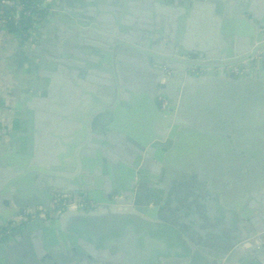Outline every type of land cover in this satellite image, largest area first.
Here are the masks:
<instances>
[{"label": "water", "instance_id": "95a60500", "mask_svg": "<svg viewBox=\"0 0 264 264\" xmlns=\"http://www.w3.org/2000/svg\"><path fill=\"white\" fill-rule=\"evenodd\" d=\"M124 1L126 8L127 1ZM136 1L138 8L149 10V18L153 20L149 19V26L143 22L136 24L132 17L125 15L121 0L105 2L110 10L116 11H106L108 17L116 20L117 9L121 8L123 23L134 22L127 31L130 35L123 37L106 29L101 40L67 39L64 36L68 28L67 14L72 12L66 8L45 20H58L59 34L63 35V45L56 53L55 48L53 53L49 52V63L55 64L61 81V102L67 90L66 75L70 79H82L86 74L91 84H99L97 89L103 94V106L111 104L116 97L126 99L123 93L129 92L133 102L143 105L146 112L141 113L145 116L133 119L130 127L134 131L124 128L126 135L114 141L120 151L118 160L108 153L107 157L99 155V160L86 158L93 163L82 166L79 174L74 155L67 157L71 151L69 145L59 143L63 151L52 157L54 164L44 165L54 175L36 172L34 176L36 187L48 192L51 201L57 194L76 202L80 198L105 202V205L96 210L72 206L61 212L47 208L54 214L53 219H35L22 225L0 243V251L8 253L5 258L9 264L51 261L68 264V258L63 257L66 253L62 254L63 247H67V255L75 264H149L150 257L152 263L158 257L159 264H222L225 255L228 256L223 264H229L232 254L238 251L241 256L235 264H264V19L243 7H226L217 0L200 1L203 4L194 0ZM158 7L165 11L155 12ZM176 8H180V13ZM202 8L212 9L220 20L208 42L184 36L190 16L195 9ZM140 15L146 13L141 11ZM234 25L241 39L237 36L231 40L225 33V28L231 30ZM173 37L175 42L171 43L169 38ZM20 45L33 46L34 42L21 41ZM36 50L30 53L34 56ZM184 54L199 59H188ZM202 65L208 68L203 76L188 71ZM114 78H117L115 82ZM187 87L193 88L189 94ZM196 88L206 91H195ZM58 99L47 97L43 105L30 108L45 112L46 104ZM163 101L166 103L162 104ZM71 102L76 107H62L58 115L63 118L73 114L81 127L89 122L93 133H99L96 125L111 127L112 120L119 123L118 119H112V111L98 110L99 103L92 94L87 95V100L77 97L63 103ZM20 113L16 103L11 121L13 140L18 120L25 116ZM103 116L111 119L101 121ZM243 130L248 131L249 138L245 158L234 154L238 141H232L229 156L224 135L239 134ZM10 147L14 150L16 146L10 144ZM167 149L170 151L165 154ZM35 158L41 162L47 160L43 155ZM155 162L162 168L150 181H156L154 186L159 188L168 187L169 196L159 204L151 202L154 204L150 209L149 200H142L149 196V170L155 168H152ZM113 163L120 168L119 175L109 171L115 167ZM230 170L231 175L227 177ZM70 173L76 177L68 179L66 174ZM6 192L0 195V229L10 222L8 216H17L24 206L45 205V202L21 204L17 199L12 203L10 214H5L4 203L7 204L14 189ZM114 194L135 200L134 205L128 201L125 203L129 207H119L116 204L120 201L112 199ZM191 218H197V224ZM35 230L29 248L28 243L23 244L24 254L9 249L13 239ZM155 232L167 233L170 249L149 254V242ZM51 234L54 236L49 238ZM178 246L182 248L178 250Z\"/></svg>", "mask_w": 264, "mask_h": 264}, {"label": "crops", "instance_id": "0c3cea01", "mask_svg": "<svg viewBox=\"0 0 264 264\" xmlns=\"http://www.w3.org/2000/svg\"><path fill=\"white\" fill-rule=\"evenodd\" d=\"M121 1L124 9L125 1ZM126 1L127 7L125 8L126 10L124 9L125 15L132 17L136 24L143 22V24H145L144 26H149V19L153 21L149 18V10L143 11L138 8L136 6V0ZM194 1L197 4H203L204 2L200 1L205 0ZM217 1L226 7L227 5L231 7H243L246 11H252L258 18L264 19V0ZM105 2H107V0H42V4L47 5L49 8L45 20L52 18L55 14L53 16L51 14L59 11L61 8H66L73 13L67 14L68 28L64 34V36L71 41L80 39L81 37L101 40L100 37L105 35L104 30L106 29H110L113 35H115V33H119L121 36L130 35L127 31L131 29L134 22H132V24L130 21H127V24L123 23L121 14L124 15V11L121 10V8L117 9L116 20L115 18L111 19L108 17L109 13L106 11H113L115 13L116 11L114 9L110 10L108 4ZM173 5L174 4H171L170 6L173 8ZM176 6H179V4L176 3ZM179 10L180 8H176L177 12ZM141 11L146 13V15L141 16ZM164 11L165 9L163 10L159 7L155 8V12L157 13H162ZM261 15L263 17H261ZM120 19L122 20L119 21ZM45 20L35 27L33 37L27 40V42H34L35 44V48L30 49L31 51L27 50L23 45L20 46L21 41L14 37L13 34L7 33V31H2V34H0V195L2 196V193L7 194L6 191L9 189H14V193L11 195V198L7 200V204L6 202L4 203L3 212H5V214H10L12 203L17 199L21 204L45 202V205H37L35 208L24 206L19 213L24 210L42 208L47 210V208H51L50 195H48V192H43L36 187L34 176L36 172L52 173L54 175L47 167L44 168V165L50 166V164H54L52 157L63 151L60 144L67 143L69 145L71 151H69L67 157H71V154L74 155L79 166L80 174V170L83 169L82 166H87L89 163L91 165L93 163L87 160L89 158H92V160H99V155L107 157L106 154L108 153L109 156L117 159L120 155V151L115 146L114 141H120L121 139L118 136L126 135L122 129L125 128L124 130L134 131L130 127V125L134 123L133 119L145 116L141 113L146 112L142 108L143 105L133 102L129 92L123 93L126 99L118 100V97H116L111 104H105V106H103V102L101 103V101L104 100L102 99L103 94L97 89L100 87L99 84L97 86L95 83L91 84L89 81L90 77L86 74L82 79H70L69 76L66 75L68 81L67 90L63 96L64 99L74 100V98L81 97L87 100V95L92 94L95 96L97 103H99L98 110L112 111V119H118L119 123L116 124L115 121L112 120L111 127L107 126V124L101 127V124H99V126L96 125L99 133H93L91 132L90 125L84 123L83 127H81L77 120H75L73 114L61 118L58 114L63 111L62 107L74 109L76 106L72 102L64 104L63 102H65L66 99L65 101H63V99L61 102L60 93L62 90H59L61 81L55 64L49 63V57H51L49 52L53 53L55 48L56 53L57 48L63 45L61 42L63 35H61V33L59 34L60 27H58V20L56 22H54V20L52 22H45ZM219 21L220 20L215 17L212 9H195L189 18V24L187 23L185 26L184 36L188 38L190 35V37H194L197 41L208 42L218 28ZM221 25L223 27V24ZM47 26L49 27L47 28ZM224 31L228 33L231 40H235L237 36H239L240 39L242 37L241 34L238 33L236 25H234L231 30L225 28ZM169 40H171V43H174L175 37L169 38ZM35 50L36 54L33 56L30 52H34ZM122 59V61L126 63L125 58ZM126 66L130 70L132 69L128 64ZM188 71L193 73L197 72L193 69H188ZM47 97H56L59 99L57 101L52 100V102L46 104V107L43 109L45 112L43 111L40 113V111L30 108L43 105ZM16 103L21 109L20 115L25 113V116H20L16 127L15 139L13 140L10 138L12 132L11 121L13 120L14 106ZM100 103L102 105H100ZM116 103L118 105L117 107L115 106ZM61 115H64V113H61ZM100 119L106 122L111 118L107 119V116H103V118ZM247 135L248 131L244 130L239 134L226 133L224 141L226 143V150L229 151V156H231L230 154L232 153L231 141H238L239 144L236 150H234L235 155L241 157L246 155L245 151L248 150L246 143L249 139ZM260 137L261 134H259V138ZM259 138L258 136L256 137V139ZM104 143L107 145H104ZM10 144L16 146L14 150L11 149ZM36 155L46 156L47 160L45 161L41 158L42 162L38 159L36 160ZM31 157L35 159L33 160ZM109 166L111 165L109 164ZM109 171L113 175H119L121 173L120 168L116 164L115 167H110ZM66 176L68 179L76 177L75 173L66 174ZM150 209H153V205ZM14 217L16 216L10 215L8 219L12 220ZM53 218L54 214L51 212V217L45 220ZM207 219L208 215H206V220ZM190 221L194 224L198 222L197 218H191ZM36 232L37 230L29 231L24 235L16 237L13 239L14 242H12L9 249L14 251V253H20L24 243H28L27 248H29L31 238L36 235ZM52 235L54 236V234H51L49 238L53 237ZM225 236L228 237L227 233H225ZM152 237V242H149V254H156L157 252L170 249L167 243V233L163 232L162 234H158L155 232ZM175 246L177 247V245ZM181 248L182 246H178V250ZM63 250L62 254L66 253L63 257L68 258V264H75L73 258L67 255V247H63ZM22 254H24L23 251ZM6 255H8V253L5 252V250L0 251V264H9L5 258ZM202 255L207 257L203 252ZM150 259L151 257L149 258V264L160 263L158 257L154 263H152ZM48 264L55 263L51 261Z\"/></svg>", "mask_w": 264, "mask_h": 264}, {"label": "built area", "instance_id": "2783aa9c", "mask_svg": "<svg viewBox=\"0 0 264 264\" xmlns=\"http://www.w3.org/2000/svg\"><path fill=\"white\" fill-rule=\"evenodd\" d=\"M11 7L16 8L15 12L11 14L12 18L10 16L9 17L6 16L4 13L5 9L8 10ZM21 7H22V5L20 4L19 0H15L14 2H10L9 0H0V34H2V31H7L5 29V24L10 19L13 20V23L15 26L20 27V25L22 24L21 20L19 19V17H20L19 11H20ZM45 7H46L45 5L40 4L36 8H37V10H42V12L44 10L49 11V8L46 9ZM27 15H30V11L27 12ZM38 16H41V14H39ZM43 20L44 19H41L40 22H42ZM33 21L38 22V18H33ZM40 22L35 23L33 28L35 29V27H37V25H39ZM32 29L29 30L28 32L24 33L21 38L24 40H30L33 37V30ZM199 62L202 64L205 63V62H203V60H201V61L199 60ZM193 70H196V69L193 68ZM163 104H164V102H163ZM112 199L113 200H117V199L124 200V197L119 196V195H114L112 197ZM72 206L82 207L83 209H86V210H93L97 207V204L93 201H91L90 203H86L82 199L78 200L76 202V201L67 199L65 196L56 194V195H53L51 205H50V207L53 208L54 210H56L57 212H61L66 207H72ZM32 211L31 210L22 211L16 217H14L12 220H10V222L5 226V228L0 229V243L4 242L6 239H8L11 236L12 232L17 230L22 225L27 224V223L35 220V219L45 220V219H48L51 217V212L46 210V209H43V208L42 209H34Z\"/></svg>", "mask_w": 264, "mask_h": 264}, {"label": "flooded vegetation", "instance_id": "af4514ba", "mask_svg": "<svg viewBox=\"0 0 264 264\" xmlns=\"http://www.w3.org/2000/svg\"><path fill=\"white\" fill-rule=\"evenodd\" d=\"M46 19V18H45ZM44 19V20H45ZM43 20V21H44ZM42 21V22H43ZM42 22H40V23H42ZM39 23V24H40ZM261 32H263V31H261ZM20 41H22V42H24V40H20ZM25 42H27V40H25ZM21 46V45H20ZM25 48H27V50H30V49H34L35 48V44L33 45V46H24ZM186 52H189V51H187L186 50ZM183 57H185V58H188V59H192V58H194V59H196V60H198L199 59V57H193V56H190V55H183ZM16 62H17V60H16ZM121 64L123 65V62L121 61ZM113 65H114V63H113ZM115 67H116V65H115ZM235 70H236V67L234 68ZM207 70H208V68H206L205 66H201V67H198L197 69H196V71H197V74L199 75V76H203L206 72H207ZM214 71H216L215 69H213ZM170 72H166V74H169ZM116 80H117V78H116ZM115 80V78H114V82L116 81ZM190 89H192L193 90V88H186V91H187V93L189 92V90ZM195 91H203L204 89L203 88H196V89H194ZM204 91H206V90H204ZM189 94V93H188ZM115 95H116V93H115ZM181 96H182V94H180V98H181ZM197 96H199V97H201V95H197ZM164 102V104L166 103L165 101H163ZM163 102H162V104H163ZM161 104V105H162ZM163 106H165V105H163ZM169 116L168 117H170L171 119L173 118V116H172V114H168ZM89 122H87V124H88ZM216 135H218V136H222V135H220V134H216ZM224 136H226V135H224ZM224 138V137H223ZM231 144H232V141H231ZM232 147H233V144H232ZM168 151H170V149H167L164 153L166 154V153H168ZM164 154V156H166ZM244 158H245V156H243ZM242 157V158H243ZM251 161H253V159L251 160ZM153 167H155V168H153ZM157 167V168H156ZM152 168L153 169H151V170H149V196H146L142 201H146V200H149V208H151L152 207V205L154 204V203H156V204H159L162 200H166L167 199V196H169V188L168 187H166L165 185H163V187L162 188H159V187H157V186H154L157 182L156 181H154V182H152V181H150V180H152V178H154V177H157L158 176V174L160 173V170H159V168L161 169L162 168V165H159V164H157L156 162L155 163H153V165H152ZM231 175V170H230V172H229V174H227V177H229ZM135 182H136V178H135ZM156 182V183H155ZM215 185V183L213 184V186ZM212 186V187H213ZM137 188V185H135V189ZM214 191H216V190H214ZM54 195H56V194H54ZM114 195H116V194H114ZM67 198V197H66ZM67 199H69V198H67ZM69 200H71V199H69ZM77 200H80V198H78ZM132 201V200H131ZM86 203H90L91 201L90 200H87V201H85ZM133 202H135V200H133ZM151 202H154V203H151ZM32 211V210H31ZM33 212V211H32ZM5 228V227H4ZM2 229V228H1ZM228 238V237H227ZM229 239V238H228ZM229 240H231V239H229ZM227 256L228 255H225V260H226V258H227ZM241 256V251H238V252H236V253H234V254H232V256H231V260H230V263L229 264H235L236 262H237V259L239 258ZM225 260L224 261H222L221 263L223 264L224 262H225Z\"/></svg>", "mask_w": 264, "mask_h": 264}, {"label": "trees", "instance_id": "16d2710c", "mask_svg": "<svg viewBox=\"0 0 264 264\" xmlns=\"http://www.w3.org/2000/svg\"><path fill=\"white\" fill-rule=\"evenodd\" d=\"M9 1L14 2L15 0ZM19 2L22 5L19 11V19L21 20L22 24L20 27H17L14 25L13 20L10 19L5 24V29L7 30V33L13 34L17 39L24 40L21 38L22 35L31 30L35 23L40 22L41 19H45L48 15V10H44L43 12L42 10H37L36 7L42 4V0H19ZM15 10L16 8L11 7L8 10L5 9L4 13L6 16H10L12 18L11 14L14 13ZM28 11H30V15H27ZM39 14H41V16H38ZM33 18H38V22H34Z\"/></svg>", "mask_w": 264, "mask_h": 264}, {"label": "bare ground", "instance_id": "6f19581e", "mask_svg": "<svg viewBox=\"0 0 264 264\" xmlns=\"http://www.w3.org/2000/svg\"><path fill=\"white\" fill-rule=\"evenodd\" d=\"M117 200H119L120 203L116 204V205H118L121 208L129 207V205L127 203H125V202H128V201L131 202V206L134 205L133 200L131 201L130 199H124V200L117 199ZM121 202H124V203H121ZM96 204H97V207L95 209H93V210L99 209L100 207H102L106 203L105 202H101V203H96ZM113 205H115V204H113Z\"/></svg>", "mask_w": 264, "mask_h": 264}, {"label": "rangeland", "instance_id": "374dc122", "mask_svg": "<svg viewBox=\"0 0 264 264\" xmlns=\"http://www.w3.org/2000/svg\"><path fill=\"white\" fill-rule=\"evenodd\" d=\"M45 6H46L45 8L48 9V6H47V5H45ZM32 30L34 31V28H33ZM80 200H81V199H80Z\"/></svg>", "mask_w": 264, "mask_h": 264}]
</instances>
